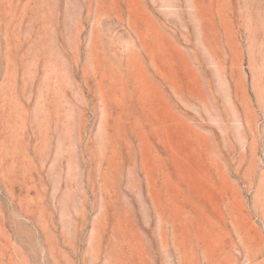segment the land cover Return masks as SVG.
Listing matches in <instances>:
<instances>
[{
	"label": "rangeland",
	"instance_id": "374dc122",
	"mask_svg": "<svg viewBox=\"0 0 264 264\" xmlns=\"http://www.w3.org/2000/svg\"><path fill=\"white\" fill-rule=\"evenodd\" d=\"M0 264H264V0H0Z\"/></svg>",
	"mask_w": 264,
	"mask_h": 264
}]
</instances>
